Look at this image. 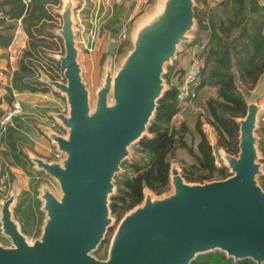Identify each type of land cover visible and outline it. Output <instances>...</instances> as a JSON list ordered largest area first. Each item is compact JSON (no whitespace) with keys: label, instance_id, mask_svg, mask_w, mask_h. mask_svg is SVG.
Instances as JSON below:
<instances>
[{"label":"water","instance_id":"1","mask_svg":"<svg viewBox=\"0 0 264 264\" xmlns=\"http://www.w3.org/2000/svg\"><path fill=\"white\" fill-rule=\"evenodd\" d=\"M61 0L53 28L63 51L49 53L60 63L61 78L42 79L65 99L54 114L60 129H43L55 145L54 158L26 149L33 168L46 178L36 186L44 213L41 232L30 238L16 218L18 180L0 197V264H192L199 255L220 251L235 261L264 264V155L260 148L264 114V70L254 87L242 79L234 56L235 86L244 98L238 125V153L218 147L228 174L192 181L171 157L169 188L145 186L143 198L121 217L107 254L99 249L115 221V177L132 145L149 134L160 100L171 88L166 74L197 37V0H152L132 21L129 46L115 58L116 35L104 55L99 80L85 77L76 8Z\"/></svg>","mask_w":264,"mask_h":264},{"label":"crops","instance_id":"2","mask_svg":"<svg viewBox=\"0 0 264 264\" xmlns=\"http://www.w3.org/2000/svg\"><path fill=\"white\" fill-rule=\"evenodd\" d=\"M22 1L25 3L23 11L20 14L10 15L9 9H11V6L9 5V0H0V69L2 70L0 80V120L5 112L13 109L15 105L18 104L22 108L20 113L13 115L12 123L5 130L2 131L0 128V182L4 179L5 172H8L10 168L13 178L11 181H9L8 177L6 178L9 183V189L12 187L14 180H18L21 187L16 208L20 206L21 197L25 190L29 189L32 195L35 192L36 197L37 184L40 180L46 178L44 171L33 168L25 150L30 149L38 155L50 159L55 157V145L43 128L47 126L61 130L60 125L56 123L54 114L63 110L66 106L62 95L53 86L44 81L41 74V71H43L54 79L62 76L60 63L49 55L50 52L59 53L63 51L61 38L53 32V28L61 23V18L56 12L61 0ZM96 1L80 0L76 8L78 21L80 12L81 17L86 20L87 24H91L90 18L94 15L93 7ZM113 2L115 4L113 13L109 11L111 9L110 4L102 2V21L98 27L99 35L96 50L87 53L80 44L83 50L81 59L85 69V77L92 87H95L99 80L110 37L114 34L117 36L121 22L124 19L136 18L143 9H146L151 4L152 0H113ZM208 2L209 0H197L196 5V13L203 19L204 23H207L209 16H213L218 22L228 24L229 18H233L232 1L221 0L217 4H213L214 7H210L211 9L208 8ZM198 6L199 10L197 9ZM34 9L38 13L44 11L47 17L39 21L37 19L34 20L32 22L34 24L31 25L32 31L36 27L40 28V30L39 32L33 31L29 33L25 19L29 17L30 12ZM105 14L107 15L105 16ZM44 20L49 25L46 26V21L44 23ZM259 21L262 22V33L264 34V10ZM111 23L114 24L111 26ZM113 26L114 28H112ZM81 31L82 28L79 36ZM206 32L205 39H202L205 45L195 41L196 37L194 42L188 45L185 51L180 54L175 64L169 66L166 77L170 86H174L177 89L179 79L188 67L193 54L199 52L205 61V51L210 41L211 28H207ZM128 46L129 42L123 47L124 51ZM119 49L120 46L117 45L115 58L119 55ZM34 53L40 56L42 60H28L29 56ZM97 54H99V59L97 58L96 60ZM87 57L91 62H87ZM95 60V65H90ZM91 69L94 72L93 79L89 77V70ZM256 80L255 82L252 80L243 81L252 88L255 86ZM195 100L191 106L192 108L195 106ZM260 102H264V95L261 97ZM180 112H183V110ZM262 122H264V114L261 118V126ZM13 142L18 148L17 152L19 153L20 162L14 156ZM211 143L214 144L213 141ZM21 166L26 167L21 169ZM35 180L38 181L34 182ZM33 182L34 185H29ZM26 183L27 185H25ZM30 186L32 187L30 188ZM1 196L6 195L1 192Z\"/></svg>","mask_w":264,"mask_h":264},{"label":"trees","instance_id":"3","mask_svg":"<svg viewBox=\"0 0 264 264\" xmlns=\"http://www.w3.org/2000/svg\"><path fill=\"white\" fill-rule=\"evenodd\" d=\"M9 5L11 6L10 15L20 14L25 7L22 0H9ZM231 7L234 10L233 18H229L228 24L220 23L213 16H209L211 28L209 46L210 44L211 46L205 51V67L197 91L199 92L205 85L215 87L216 96H209L206 99L211 116L209 119L220 130L222 136L220 143L229 150H235L237 124L233 117L244 114L246 104L233 81L232 56L235 58L242 79L255 82L264 70V34L262 33V22L253 17L256 9L250 0H233ZM35 9L25 19L29 33L33 32L31 25L34 23L31 20L39 21L47 17L44 11L38 13ZM242 14L243 18L236 21V18ZM197 17L199 21L203 20L198 14ZM47 25L49 24L46 21ZM176 94V87L171 86L160 100L156 116L149 128V134L142 138L136 146V152L141 154V159H146V162L132 164L135 175L123 180L121 186H118L119 192L112 197L113 212L124 213L140 202L145 186L159 193L165 191L169 185L173 150L176 153L179 147L185 148L195 161L189 164L182 160L184 174L187 178L209 179L213 178L215 172L221 174L222 177L227 175L226 167L216 166L213 146L202 129L201 118L193 132L185 122H182L178 128L170 125L173 116L180 109ZM192 133V143L196 139L195 133L199 135L196 147L187 140V136ZM261 148L264 152L263 143ZM13 150L14 156L20 162L17 146L14 145ZM196 173H198L197 176H195ZM262 180L264 185V176ZM192 264H256V262L249 258L235 261L233 258L226 257L223 252L213 251L199 255Z\"/></svg>","mask_w":264,"mask_h":264},{"label":"rangeland","instance_id":"4","mask_svg":"<svg viewBox=\"0 0 264 264\" xmlns=\"http://www.w3.org/2000/svg\"><path fill=\"white\" fill-rule=\"evenodd\" d=\"M231 1L233 2V0H231ZM250 1H251V3H253V5L255 6V9H256L255 12L253 13V17H255L256 19L259 20L261 18V13L264 10V0H250ZM217 2H218L217 0L216 1L215 0H209L208 8L214 7L213 4H217ZM111 4L113 6H115L114 3H111ZM197 9L199 10V6H198ZM233 12H234V10H232V13ZM106 15L107 14H105V16ZM242 18H243V14L240 15L239 18H236V21H240ZM134 19L135 18H131V20H134ZM31 22H33V20H31ZM113 24L111 23V26ZM111 26H110V29H111ZM206 27L207 28L210 27L209 26V20H207L206 24L204 23L203 20L199 21L198 31H197L198 40H195V41L199 42L201 45H203V44L205 45V43L203 42L202 39H205V37H206V34H207V32H206L207 28ZM112 28H114V26ZM39 30H40V28H37V27L33 28V31L39 32ZM200 40H202V42H200ZM209 43H210V41H209ZM209 43L207 44L206 47H210L211 46V44L209 46ZM122 53H124V48L122 46H120L119 55L118 56H120ZM118 56H117V59H118ZM29 57L30 58L28 60H35V59H41L42 60V58L40 56H37L35 53L33 55L31 54ZM97 58L99 59V54H97V56L95 57L96 60H97ZM96 60L93 61V63L90 64V65H93V64L95 65ZM87 62L88 63L91 62L88 57H87ZM92 71H93V69L89 70V77L91 79H93L92 76H93V73H94ZM197 93H198V95H197V98L195 100L194 108H192V107L190 108L189 107V109L187 108L186 110H183V112H180L181 110L179 109V111L173 116L172 120L170 121V125L172 127L175 126V127L178 128V127H180L182 122H185L187 124V126L193 132L194 129H195V126H196V124H197V122L199 120V118H201L203 131L207 134L210 142H212V141L214 142V144L213 143H211V144L213 146V154L215 155V158H216L215 159L216 160V166L217 167H222L223 166V162L220 159V156H219V153H218V147L222 145L220 143V140L222 139V136H221L220 130H218L217 126L209 119L210 114H209V110H208L207 105H206V99L209 96H216L215 87H213L211 85H205L203 88H201V90L199 92L197 91ZM176 98H177V94H176ZM259 134L262 137L261 140H260V148H261V144L263 143V145H264V142H263L264 141V122H262V126L259 129ZM192 136H193V133L189 134L187 136V140H188V142L190 144L192 143L191 142V137ZM195 138L196 139L192 143L194 145V147H196L197 141L199 139L198 133H195ZM137 144L138 143L136 142V143H134L132 145L133 156H128L124 160V162L122 164V169L117 173V175L115 177V182L117 184V188H116L114 194H117L119 192L118 186L119 185L121 186L123 180L131 178V177H133L135 175V171H134V168L132 167V164H135L136 162H139L140 164L146 162V159H144V160L141 159V154L136 152ZM261 150H262V148H261ZM229 151L232 152V153H236V154L238 153V125H237L236 149L235 150L232 149V150H229ZM135 152H136V154H135ZM262 152H263V150H262ZM8 154H9V151H8ZM134 155H135V157H134ZM263 155H264V152H263ZM176 157L179 160V162L182 165V167H183L182 160L186 161L189 164H192V163L195 162L194 159H193V156L191 154H189V152H187V150L185 148H181V147L177 148ZM263 161H264V159H263ZM23 167L24 166H21V169H23ZM29 168H30V166H29ZM10 170L11 169L9 168V171L5 172V175L9 178V181H11V179L13 178V176H11L12 173H11ZM227 174H228V170H227ZM197 175H198V173L195 174V176H197ZM263 176L259 177V181L261 182V184H263V180H262ZM218 178H222V176H221V174L215 172L213 178H209V179H218ZM34 179H36V178H34ZM187 179L192 180V181H200L196 177H191V178H187ZM36 181H38V180H35L34 182H36ZM34 182L29 184V185H34ZM25 185H27V183ZM31 187L32 186H30V188ZM167 187L169 188V185ZM1 190H2L1 192L4 195H7L8 192H9V186L7 187V189H1ZM20 202H21L20 206L18 208H16V218L21 221L22 227H23L24 231L28 234V236L31 239L35 238L41 232V224L43 222V217H44V213L40 209V202L36 199L35 192L32 195L30 193L29 189L25 190V192L23 193V196L21 197V201ZM122 213L121 214H119L117 212H113L112 213V215L115 217V221H114L113 225L110 227L109 231L107 232L105 240L103 241V243L101 244L99 249L96 251L97 256H99V257H105L106 256L107 248L109 246V242L111 240V237H112V235H113V233H114V231L116 229V226H117V224H118V222L120 220V217L124 214V213L123 214ZM0 242L8 243L9 240L0 233Z\"/></svg>","mask_w":264,"mask_h":264},{"label":"built area","instance_id":"5","mask_svg":"<svg viewBox=\"0 0 264 264\" xmlns=\"http://www.w3.org/2000/svg\"><path fill=\"white\" fill-rule=\"evenodd\" d=\"M103 1L110 4L111 9L109 11L113 13V5L111 4L114 3L113 0H97L94 3L93 7L94 15L90 18L91 24H87L86 20L81 17L79 12V24L82 28L80 35V44L87 53L93 52L97 47V38L99 35L98 27L102 21L101 11ZM217 1L220 2L221 0ZM132 21L133 20H131V18H127L121 22L120 30L116 36V42L118 46L124 47L128 44ZM204 67V57H202L199 52L193 54L188 67L182 73L177 85V101L181 111L191 107L194 103V100L197 96V86L202 77ZM1 76L2 70L0 69V80ZM64 109L65 107L63 108V110ZM21 111L22 108L18 104L15 105L13 109L7 110L0 120L1 130H5L7 126L12 123L13 115L16 113H20ZM6 178L7 176L5 175L4 179L0 182V192L2 191L1 189H7V187L9 186Z\"/></svg>","mask_w":264,"mask_h":264}]
</instances>
